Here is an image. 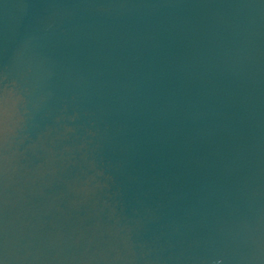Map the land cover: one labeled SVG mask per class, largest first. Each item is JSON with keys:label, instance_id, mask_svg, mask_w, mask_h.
<instances>
[{"label": "water", "instance_id": "1", "mask_svg": "<svg viewBox=\"0 0 264 264\" xmlns=\"http://www.w3.org/2000/svg\"><path fill=\"white\" fill-rule=\"evenodd\" d=\"M0 264H264V0H0Z\"/></svg>", "mask_w": 264, "mask_h": 264}]
</instances>
